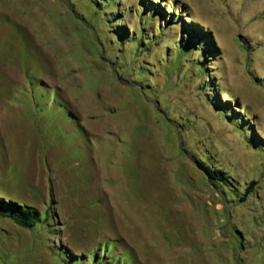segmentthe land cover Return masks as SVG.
Listing matches in <instances>:
<instances>
[{"label":"rangeland","instance_id":"1","mask_svg":"<svg viewBox=\"0 0 264 264\" xmlns=\"http://www.w3.org/2000/svg\"><path fill=\"white\" fill-rule=\"evenodd\" d=\"M116 2L0 0V264H264V0Z\"/></svg>","mask_w":264,"mask_h":264},{"label":"trees","instance_id":"2","mask_svg":"<svg viewBox=\"0 0 264 264\" xmlns=\"http://www.w3.org/2000/svg\"><path fill=\"white\" fill-rule=\"evenodd\" d=\"M116 1L117 0H104L100 3L99 0H90V2L96 6V13H102V17H104L105 22L108 24L112 23V20L109 18L112 14H105L104 9L109 5H115L117 3ZM147 1L148 0H140L141 10L144 11ZM170 7L173 9L174 4L170 5ZM154 13L155 12L152 10L149 12L148 16L150 17ZM164 15L166 18L163 21V27L168 29L171 24L173 26L175 23L180 26L179 29L181 32L176 42L177 59L182 62L187 59L189 54L197 52L198 55L195 59L191 60V65L192 67H197L199 75H206L208 69L210 68V64L215 60L216 53L218 51L217 47L213 44L210 33L196 24L185 21V15L174 14L171 12H164ZM125 37L128 38L126 35ZM129 38V40H133L132 36ZM246 123L247 125L250 124L248 121H246ZM199 167L203 170L207 177L214 182H226V175L221 169L211 168L203 161L199 162ZM250 190V187L245 188L246 193H249ZM0 215L7 216L24 227H33L40 219L38 212L32 207L12 200L3 199V197H0ZM107 249L106 245L103 248V252H105V254L110 253L111 248ZM115 264H118L117 260Z\"/></svg>","mask_w":264,"mask_h":264}]
</instances>
